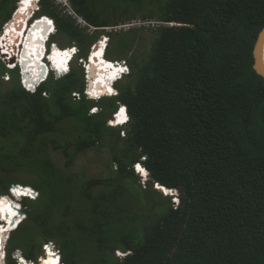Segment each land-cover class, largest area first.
<instances>
[{
	"label": "trees",
	"instance_id": "1",
	"mask_svg": "<svg viewBox=\"0 0 264 264\" xmlns=\"http://www.w3.org/2000/svg\"><path fill=\"white\" fill-rule=\"evenodd\" d=\"M103 1L108 7L102 0H69L95 27L137 13L171 25L154 29L148 54L126 60L129 74L116 82L113 96L98 101L82 94L79 64L60 78L50 74L35 92L25 91L10 71L11 87L0 94V203L11 184L30 186L37 197L22 201L25 217L8 237V263L15 264V250L35 259L44 243L62 264H264V78L252 67L264 0ZM5 2L10 8L2 22L17 0ZM39 14L22 40L21 67L31 43L27 31L37 23L47 29L49 17L56 33L75 44L78 58L86 56L98 31L85 33L53 0H40ZM123 36L121 50L135 40L124 43ZM36 59L42 70L33 84L47 71ZM108 88L99 89L106 94ZM120 103L129 115L123 135L107 125ZM93 106L98 112L89 113ZM64 120L75 123L73 132H66ZM60 140L63 166L46 149L50 142L57 150ZM104 144L116 166L110 175L85 179L69 172L77 154ZM135 163L148 172L144 187ZM23 171L32 175L29 181L18 177ZM152 181L176 190L178 204ZM151 190L161 204L150 202ZM132 205L150 206L155 219Z\"/></svg>",
	"mask_w": 264,
	"mask_h": 264
},
{
	"label": "rangeland",
	"instance_id": "2",
	"mask_svg": "<svg viewBox=\"0 0 264 264\" xmlns=\"http://www.w3.org/2000/svg\"><path fill=\"white\" fill-rule=\"evenodd\" d=\"M5 1L6 0H0V24L2 23L5 14L8 12V9L10 8L8 2H5ZM102 5L107 6L103 0H102ZM37 14H38V11H36V15ZM137 14L140 15L139 13H137ZM38 25L39 24L37 23V25H35V27L30 29V31H29V34L31 35V43H30L28 51L25 55V63L27 64L26 66L33 65V66L37 67V69H33L31 72V74L33 76H35L36 79L38 78V75L41 73V70H42L41 63L38 64L37 63L38 60L36 58H42L41 55H37V54H40L42 52L43 41H44L43 53L45 51V47H47V50L49 52H55L56 50H58L61 47L69 46V45L73 44V43L68 41L67 37L64 34H58V33L53 34L50 37L48 43L46 44V42L48 40L47 34H46L47 30L44 26L38 28L37 27ZM138 30H140V31H138ZM124 33L128 34V36H123ZM120 36L125 37L124 43H127L128 41L135 38L134 43L129 44V46L126 49L121 50L120 49L121 47L118 44V39ZM95 37L96 36L93 37L94 40L98 36L96 38ZM154 37H155V31L152 29L151 30H149V29L144 30V29H140V28H133V29H131L129 31H125V32L110 33V41L108 43L109 49H108V52L105 56L109 60L105 59L104 55H103V59L108 62L107 64H108V67H110V69H116V67H117L116 64L113 63V61H110L113 59H125L128 61L130 59V57L132 58L135 55L137 60L139 61L148 54V51L150 49V42L154 39ZM103 44H104V42L102 41L101 48H103ZM35 49H36V51H35ZM62 49H64V48H62ZM62 53L64 54L65 58H68V54H69L68 50L63 51ZM77 56L76 55L74 56V59L71 60V62L69 63V66L78 65L79 59ZM127 64H128V62H127ZM87 67L89 68V64H87ZM97 68H98V70H100V67H96V66L92 65V67L88 69V73H91V75H92V73H93V75H96ZM3 69L4 68H3L2 64L0 63V94L2 92H4L6 89L10 88L11 84H12L10 82V80L12 79V75L8 72V76L3 77V75H4ZM129 69H130L129 70V72H130L131 71L130 66H129ZM14 74H16L15 71H14ZM127 75H125V76H127ZM125 76L122 79H124ZM94 83H95V86H93L94 88H91L90 83H89V77H88L87 89H88V93L91 95L90 97H92V95H99V96L103 95L104 92L100 91L101 89H99L100 87H102V90L106 88V86H103L102 79L96 78V81ZM107 86H109V85H107ZM110 91H111V88L109 86L108 92H110ZM119 116H120L119 123L124 122L125 115L123 113H120ZM62 124H63L66 132H68L70 130L72 132L74 131L75 123H73L71 120L70 121L64 120L62 122ZM126 127H127V125H125L121 128L123 130H125ZM120 135H123V133H120ZM107 139H108V137H105L104 141H106ZM63 145H64V140H60L59 147L57 148V150L52 149V144L50 142H48L46 145V149L48 150V153L51 155V158L59 166H63V164L66 160L65 155H63V153L61 151ZM70 145H73V144H70ZM72 148H73V146L69 147V152H71ZM110 160H111V152H110L107 144H104L103 146H98V147L93 148V149L91 148V149L86 150L85 152L77 154L73 158L71 167L68 170H69V172L74 173L78 176H81L82 178H85V179L90 178V177H105L107 175H110L111 170L116 169L115 164L111 163ZM18 175H17L18 177L26 179L28 181L32 177V175H30V172H28V171L18 172ZM142 178L143 177H140L138 175L137 183L139 186L144 187V186H146L145 180L148 179V177L145 180H144V178L143 179ZM153 189H154V186H153ZM21 191L24 193L23 188H21ZM149 192L153 195V200L150 201L151 203H153V204L154 203H160L161 204L163 202V201H161V198L158 196L157 193H153L152 190ZM137 193H135V194L137 195V197L140 198L141 197L140 195L143 193V191H141V189L138 188ZM168 194H169V191H168ZM171 197H173L171 200L176 199L175 201H178V197H176L174 195ZM1 198H2V200H1L0 205L4 202L3 197H1ZM133 198H134L133 196L128 197L127 202ZM173 205H177V202L173 203ZM2 206L8 207L12 210H18L17 202H15L14 200L10 201L8 199V197H6L5 202ZM132 206L134 208V209L132 208L133 211L138 212V213L144 212L146 214L147 219H149V220L155 219L156 215H155L154 209L153 208L151 209L150 206L148 208L147 207H136L135 205H132ZM37 243H38V240H37ZM6 244H7V242H6ZM6 244H5V247H6ZM44 248L47 249L49 247H45L44 243H42L40 247L37 246V249L34 252V254H36V257H35V259L32 260L33 264H39L40 263V259H42L44 256V253H43ZM5 250H6V248H5ZM54 250H56V249L54 248ZM119 252H121V251L119 250ZM121 253H123V252H121ZM12 254L13 255H11V256H15L14 255L15 253H12ZM123 254L125 255V253H123ZM56 255H57V253H56ZM7 257L8 256L6 253L5 258L4 257H3L4 259L2 258L3 264H9ZM40 264H42V262Z\"/></svg>",
	"mask_w": 264,
	"mask_h": 264
},
{
	"label": "built area",
	"instance_id": "3",
	"mask_svg": "<svg viewBox=\"0 0 264 264\" xmlns=\"http://www.w3.org/2000/svg\"><path fill=\"white\" fill-rule=\"evenodd\" d=\"M19 2H21V0H17L16 6H15L14 10L12 11L10 17L6 21H4V22H2L0 24V61H1V63L3 64V66L5 68L4 69V73H3L4 74L3 77L4 76L7 77L8 76V72L10 73V71H13V72L15 71L20 86L25 91L35 92L37 87L40 85V83H42L50 74H52L53 78L57 79V78H60V77H62L64 75H66L69 72V70H70L69 63L74 58V57L72 58V56L77 55V48L74 46L75 45L74 43L72 45L67 46V47L71 46L70 48L73 51H72V53L70 54V57L67 60L66 67L63 70H60L59 67L55 66L53 61H52L51 56L54 55L53 52H49L47 50V47H45V51L43 53L44 57H42L43 63H45L46 67H47V71H46L45 77H44L43 80L39 81L33 88H29V86L26 85L25 82H24L23 72H22V69H21V66H20V62H18V60H17V56L16 55L15 56L14 55H9L8 53H6V47H5L6 41L3 40L4 32L7 31L11 27V25L13 23V17L17 13V4ZM32 2L33 3H32V6H31V9H30V11H31V15L30 16L31 17H29V18L27 17V21L31 20V18H32V21H34V20H36V18L38 16H40L38 14L36 15V11H38V12L40 11V0H32ZM53 2L58 7V9H60L61 13H63L66 16L71 17L74 20V24L78 28L83 29L85 33H87L89 35H92L96 31H99L98 37L89 45L88 55L91 52V50L93 49V47L97 43H99L101 41V39H103V42L105 43L104 52L106 53V51L108 49V43L110 41V33L125 32V31H129V30H131L133 28H140V29H144V30H148V29L149 30H151V29L154 30V29H157L160 26L171 25V23H168V22H165V21H160V20H157V19L151 18V17H141V16L138 15V16H135L133 18L126 19L123 22H120L118 24L102 26V27H95V26H92V25L88 24L83 17L78 15L72 9L69 0H53ZM41 17L42 16H40V18ZM23 19H25L24 15H23ZM50 22H52L53 25H54V22H53V20L51 18H50ZM7 24H9V25H7ZM19 25L20 24L17 22L16 23V27L18 28ZM51 32H52V34L49 33L50 35H48L49 37H48V40H47L46 44L48 43L50 37L53 34H55V32H56L55 25L52 27ZM16 49H18V45L16 46ZM21 51H22V46L20 48V53H21ZM61 51H63V50H61ZM11 56H14V57L12 58ZM89 56L87 58H81V57L78 58L79 59L78 60V64L83 69L84 88L82 90V94L86 98L98 100V98H100L99 95H92V97H90V94L88 93V90H87V83H88L87 64L88 63H86V60L89 61ZM112 61L117 66L116 70L119 71V74L117 76H120V78L122 79L125 75L129 74V70H130L129 69V65L127 64L125 59H113ZM114 93H116V89L115 88H114V91L109 92L108 94H103L101 96H104V95L110 96L111 94H114ZM42 94L46 95L44 92ZM71 96H72L73 99H79L80 98V93L73 91L71 93ZM94 108L95 107L91 108L90 112H92V110ZM121 108H123L125 110L124 111L125 112V117H126L125 120L128 119L127 108H126L125 105H122V104L118 105V107L114 111L113 115L117 116L119 114ZM121 133H122V131H121ZM13 186H14V184H11L8 187V189H7V193L1 195V197H8V199L10 201H13L10 198V195H13L16 198H20L21 195H24V196H28L30 198V200L36 199L37 193H36V191L33 188H31V187L28 188L26 186H23V185H20V184H16V186L18 187V189L16 190V189H14ZM22 187L24 189L28 188L29 191L26 189L27 192H26V194H24L21 191ZM17 205H18V209L19 210L23 209V213L21 214V216H20L19 220L16 222V224L22 218L25 217L24 205L21 202H18ZM2 223H4V222H2L1 219H0V224H2ZM45 247H47V246L45 245ZM45 249L46 248H44L43 253L46 252ZM51 249L54 250V248H51ZM17 251H20V250H17ZM54 251L57 253V257H58V261H59L58 263L62 264V261L60 260L59 252L57 250H54ZM13 258L18 261V259L15 258L14 256H13ZM29 262L31 264H33V262H31V261H29Z\"/></svg>",
	"mask_w": 264,
	"mask_h": 264
},
{
	"label": "bare ground",
	"instance_id": "4",
	"mask_svg": "<svg viewBox=\"0 0 264 264\" xmlns=\"http://www.w3.org/2000/svg\"><path fill=\"white\" fill-rule=\"evenodd\" d=\"M18 4L19 5L17 6V13L13 17V23H12L11 27L7 31L4 32L3 40L6 41V43H5L6 53H8L9 55H14V56L16 55L17 60L19 62V57H20L19 50L21 47V43H22V40L24 38L26 30L29 29V25H30L29 23L32 20V18H31V20L27 21V17L28 18L31 17L30 16L31 15L30 9L32 6V0H23L21 3L19 2ZM23 15H24L25 19H23ZM17 22L20 24L18 28L16 27ZM7 25H9V24H7ZM45 25L47 27L46 34H47V38H48L49 37L48 35H50L49 33L52 34L51 29L54 25L52 22H50V18H47L45 20ZM27 33H29V32L27 31ZM102 41H103V39H101L100 42L102 43ZM99 43H97L93 47L91 52L89 53V55H90L89 61L86 60V62L89 64V68H91L92 65L96 66V67H100V70H98V68H97L96 75H93V73H92V75H91V73L90 74L88 73L89 74L90 87L94 88L93 86H95L94 82L96 81V78L102 79L103 86L109 85L111 88L110 92H112L114 89L113 88L114 83L112 80L120 77V76H117L119 74V71L116 69H110V67H108V64H107L108 62L103 59V55L105 57V52H104L105 43L103 44V48H101V43L100 44ZM17 45H18V49H16ZM98 45H99V47L97 49H95V47ZM70 47H67V46L61 47L58 50H56L55 52H53L54 55L51 56L54 65L59 67L60 70H63L66 67L67 60L73 51ZM22 48H23V44H22ZM62 48H64V49H62ZM61 50H63V51L68 50L69 51L68 58H65L64 54L62 53L63 51H61ZM35 51H36V49H35ZM14 56H11V57L13 58ZM105 59H108V58L105 57ZM110 61H112V60H110ZM45 66H46V64H45ZM30 68L31 67L27 68L26 66L21 67L25 84L28 85L29 88H33L39 81L43 80L45 76L43 77V79L39 80L36 84H33L35 82L34 81L35 76H33L31 74V72H29ZM89 68L87 67V71ZM108 93L109 92L106 91V94H108ZM119 115H120V112L117 116H115L114 124H119V118H120ZM136 168L140 170V173H141L140 177H143L145 180L148 177L147 171L141 165H139V168L136 166ZM160 186L157 183L156 188H160ZM163 190L165 191V193H168V191H169V189H167L164 186H163ZM5 199H6V197H3L4 202H5ZM4 202L0 205V210H1L0 211V219L2 222H4V223L0 224V264H3L2 263V257H3L2 254L3 253H2L1 248H2L3 243H4V239H5L6 235L8 234L7 231L11 230V228H13V226L16 224V222L19 220V218L21 216L18 214V210H12L8 207L2 206L4 204ZM13 213H15V215ZM50 248L45 249L46 252H44L43 258L40 259V263L42 262V264H59L58 263V257L56 255V253L54 252V250H52ZM14 257L17 258L18 261H21L23 264H25L24 263V257H22V258H19L17 256H14Z\"/></svg>",
	"mask_w": 264,
	"mask_h": 264
},
{
	"label": "water",
	"instance_id": "5",
	"mask_svg": "<svg viewBox=\"0 0 264 264\" xmlns=\"http://www.w3.org/2000/svg\"><path fill=\"white\" fill-rule=\"evenodd\" d=\"M87 56H85L86 58ZM252 58H253V64L252 67L255 70V72L257 74H259L260 76H262L264 78V27H262L253 44V48H252ZM152 185L154 186V188L157 187V182L152 181ZM160 186V185H159ZM14 189H18V187L16 185L13 186ZM156 190L162 192V195H165V191L163 190V186L160 188H156ZM171 192H173V194L176 195L175 191H169V194H171ZM13 206V205H12ZM14 207V206H13ZM18 214L21 215L22 212L21 210L18 209ZM14 224V223H13ZM117 252V253H116ZM115 254L119 257H124V254L119 252V251H115ZM15 255L19 258H22L23 255L20 251H16ZM29 261V260H28ZM15 264H23L21 261H17Z\"/></svg>",
	"mask_w": 264,
	"mask_h": 264
},
{
	"label": "clouds",
	"instance_id": "6",
	"mask_svg": "<svg viewBox=\"0 0 264 264\" xmlns=\"http://www.w3.org/2000/svg\"><path fill=\"white\" fill-rule=\"evenodd\" d=\"M33 3V2H32ZM38 15H41V14H39V12H38ZM49 17V16H48ZM50 18V17H49ZM56 33V32H55ZM78 55V54H77ZM76 55V56H77ZM86 56L88 57L89 55H88V52H87V54H86ZM106 56V55H105ZM74 56H72V58H73ZM78 57V56H77ZM86 57V58H87ZM71 58V59H72ZM82 58H85V56L84 57H82ZM74 59V58H73ZM71 67V66H70ZM119 80H121V78L120 77H118V78H115L114 80H112L113 81V83H114V88H115V84H116V82L117 81H119ZM116 89V88H115ZM115 94V93H114ZM114 94H111L110 96H106V95H104V96H100V98H102V97H111V96H113ZM100 98H98V100L100 99ZM89 99V98H88ZM92 100H94V99H92ZM98 100H94V101H98ZM120 104H122V103H120ZM122 105H124V104H122ZM126 106V105H125ZM93 107H95L94 109H95V111H93L92 110V112H90V109L91 108H93ZM93 107H91L90 109H89V113H96L99 109L96 107V106H93ZM118 107V106H117ZM127 108V107H126ZM116 110V109H115ZM114 110V111H115ZM114 111L112 112V114H111V118L109 119V120H107V125H109V126H111V127H115V128H121V127H123V126H125V125H127V123L129 122V115H128V119H126L124 122H122V123H119V124H112V123H110V121H111V119L112 118H114L115 116L113 115V113H114ZM127 114H128V111H127ZM123 129H121L120 130V133H121V131H122ZM137 165H141L140 163H135L134 164V170H135V172L139 175V176H141V173H140V170L139 169H137L136 168V166ZM142 166V165H141ZM144 168V167H143ZM148 173V172H147ZM14 185H16V184H14ZM21 185V184H20ZM23 186H25V185H23ZM30 187V186H29ZM156 189V188H155ZM173 189H171V191H172ZM169 191H170V189H169ZM173 191H175V193H176V195L175 194H173V193H171V194H168V193H166L165 195H171V196H176V197H178L177 196V192H176V190H173ZM3 195V194H2ZM10 198L12 199V200H14V201H18V202H21L22 203V201L24 200V199H29L30 200V198L28 197V196H24V195H21L20 196V198H16V197H14L13 195H10ZM173 198V197H172ZM173 201V203H176L177 202V204H178V201H175L174 199L172 200ZM17 202V203H18ZM21 212L23 213V209L21 210ZM24 218H22L17 224H15L14 226H13V228H11V230H8L7 231V235H6V237H5V239H4V244H3V246H2V256L5 258V256H6V250H5V244H6V242H7V240H8V237H9V234L12 232V231H14V230H16L17 229V227L19 226V224L22 222V220H23ZM44 250V249H43ZM15 251H17V250H15ZM15 251L13 252V253H15ZM22 253V252H21ZM11 255H13V254H11ZM23 255V254H22ZM2 257V258H3ZM24 257V256H23ZM3 258V259H4ZM11 258H13V256H11ZM25 258V257H24ZM14 259V258H13ZM26 260H29V261H31L32 262V260L31 259H27V258H25ZM15 260V259H14ZM61 260V259H60ZM17 262V260H15V263ZM59 262V261H58Z\"/></svg>",
	"mask_w": 264,
	"mask_h": 264
},
{
	"label": "snow or ice",
	"instance_id": "7",
	"mask_svg": "<svg viewBox=\"0 0 264 264\" xmlns=\"http://www.w3.org/2000/svg\"><path fill=\"white\" fill-rule=\"evenodd\" d=\"M93 111H95V109H93ZM124 111H125V110H124L123 108L120 109V113H124ZM125 118H126V117H125ZM137 167L139 168V165H137ZM13 214L15 215V213H13Z\"/></svg>",
	"mask_w": 264,
	"mask_h": 264
},
{
	"label": "crops",
	"instance_id": "8",
	"mask_svg": "<svg viewBox=\"0 0 264 264\" xmlns=\"http://www.w3.org/2000/svg\"><path fill=\"white\" fill-rule=\"evenodd\" d=\"M98 33H99V31H98ZM97 36H98V34H97ZM27 264H31V263H27Z\"/></svg>",
	"mask_w": 264,
	"mask_h": 264
}]
</instances>
